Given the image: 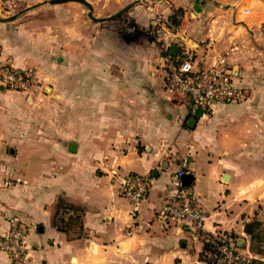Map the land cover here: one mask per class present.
I'll return each mask as SVG.
<instances>
[{
	"label": "crops",
	"instance_id": "obj_1",
	"mask_svg": "<svg viewBox=\"0 0 264 264\" xmlns=\"http://www.w3.org/2000/svg\"><path fill=\"white\" fill-rule=\"evenodd\" d=\"M49 1L14 16L0 10L2 19L14 17L0 20L3 61L36 69L44 86L37 97L0 89V236L19 220L29 264H201L205 236L228 230L264 264L244 231L254 220L264 224V0L229 9L208 0H135L107 18H96L85 0L95 19L80 1ZM131 4L121 16L141 40L97 26ZM178 10L177 36L194 60L210 67L228 54L245 102L192 114L189 99L167 92L160 44L148 31L158 15ZM44 98L48 109L37 108ZM184 161L205 234L189 223L158 226ZM129 173L154 179L139 207L122 195ZM0 264L10 257L0 252Z\"/></svg>",
	"mask_w": 264,
	"mask_h": 264
},
{
	"label": "built area",
	"instance_id": "obj_2",
	"mask_svg": "<svg viewBox=\"0 0 264 264\" xmlns=\"http://www.w3.org/2000/svg\"><path fill=\"white\" fill-rule=\"evenodd\" d=\"M155 28V39L160 44L166 71V90L173 96L189 99L192 114L198 109L208 114L217 104H237L247 100L246 92L234 83L228 54L215 56L210 67L201 68L185 40L177 36V27L170 26L166 18L158 15ZM172 38L179 39L175 43L178 46L176 56L170 53ZM0 88L27 96L44 94L38 71L33 68H15L4 62L1 46ZM186 166L184 161L182 168L173 173L171 195L158 212V226L162 231H169L189 223L187 225L193 233L205 234L206 215L196 206L193 188L184 184ZM153 182L150 176L126 174L121 183L122 195L135 207H139L146 200ZM134 233L133 229L127 232L128 235ZM25 240L26 229L19 220L12 222L7 235L0 236V252L10 257L11 264H29L30 255ZM205 240L207 249L201 264H254L244 250L245 239L234 232L216 230L206 235Z\"/></svg>",
	"mask_w": 264,
	"mask_h": 264
},
{
	"label": "rangeland",
	"instance_id": "obj_3",
	"mask_svg": "<svg viewBox=\"0 0 264 264\" xmlns=\"http://www.w3.org/2000/svg\"><path fill=\"white\" fill-rule=\"evenodd\" d=\"M49 1V0H48ZM89 2H92V6L94 7V16L96 18H107L109 16H112L115 14V11L118 10V8L124 4H129L135 0H88ZM141 2H145L146 0H140ZM213 2L214 4L218 5L222 9H229L232 8V4L235 3L237 0H208ZM37 2H43V0H0V10H2L3 15L5 16H14L18 15L21 12L25 11L28 8H31L35 4H38ZM219 2V3H218ZM229 6V7H227ZM125 15V14H124ZM120 16L115 20H107L105 22H102L100 25L101 28H103L104 31H120L122 34V31L126 29L125 36L128 41L134 42L139 41L143 37L142 34L139 32V30L132 25L128 20H126V17ZM122 18V19H121ZM126 27V28H125ZM128 29L131 30L130 33H128ZM151 31V32H150ZM148 31L149 38H153V40L156 41V28H153L152 30ZM48 102H45V98L43 101H40L35 106L39 109H48ZM47 123V122H46ZM262 235L261 237L264 238V224H262ZM249 239V238H248ZM260 246L264 250V241L260 244ZM254 260V259H253Z\"/></svg>",
	"mask_w": 264,
	"mask_h": 264
},
{
	"label": "trees",
	"instance_id": "obj_4",
	"mask_svg": "<svg viewBox=\"0 0 264 264\" xmlns=\"http://www.w3.org/2000/svg\"><path fill=\"white\" fill-rule=\"evenodd\" d=\"M183 11L178 10L175 12L173 16H171L168 20L170 26L178 27L180 25V17L182 16ZM75 220H78L76 218ZM262 224L261 222L254 220L253 222L245 224V233L249 237L250 242V251L260 257H264V250L260 246V244L264 241V238L261 237L262 235ZM207 248V245H206ZM254 264H262L260 261L254 259Z\"/></svg>",
	"mask_w": 264,
	"mask_h": 264
},
{
	"label": "water",
	"instance_id": "obj_5",
	"mask_svg": "<svg viewBox=\"0 0 264 264\" xmlns=\"http://www.w3.org/2000/svg\"><path fill=\"white\" fill-rule=\"evenodd\" d=\"M62 1H64V0H52V1H49V3H58V2H62ZM77 1H80V2H82V3H84V4H86V5L88 6V8H89V11H90V13H89V17L92 18V19H95V18L93 17V14H92V12H93V8H92V6L89 5V3H88L87 1H85V0H77ZM138 2H140V1H138ZM131 6H132V4L129 5V6H127L126 8H124L122 11H120L118 14L114 15V16H113L112 18H110V19L113 20V19H116V18L120 17V16H121L123 13H125V12H126ZM227 7H229V6H227ZM12 19H14V17L6 18V19H2V18L0 17V20H1V21H10V20H12ZM177 50H178V48H177L176 46L171 47V49H170V53H171V55L176 56V54H177ZM0 89L3 90V88H0ZM70 151L73 152V153L76 151V144H75V143H72V144L70 145Z\"/></svg>",
	"mask_w": 264,
	"mask_h": 264
}]
</instances>
